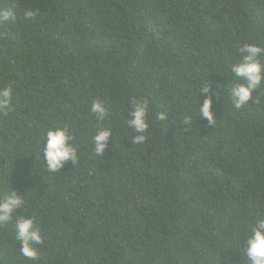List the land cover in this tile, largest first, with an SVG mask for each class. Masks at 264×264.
I'll list each match as a JSON object with an SVG mask.
<instances>
[{
	"label": "trees",
	"instance_id": "obj_1",
	"mask_svg": "<svg viewBox=\"0 0 264 264\" xmlns=\"http://www.w3.org/2000/svg\"><path fill=\"white\" fill-rule=\"evenodd\" d=\"M7 4L37 13L0 28V87H13L0 114V193L25 202L0 224V264H245L249 228L264 216V84L235 108L231 66L245 44L264 48V0ZM211 84L213 125L198 110ZM134 97L150 103L139 144L125 123ZM54 126L73 136L78 160L49 173ZM97 128L112 130L102 157ZM22 216L43 237L36 260L14 238Z\"/></svg>",
	"mask_w": 264,
	"mask_h": 264
},
{
	"label": "clouds",
	"instance_id": "obj_2",
	"mask_svg": "<svg viewBox=\"0 0 264 264\" xmlns=\"http://www.w3.org/2000/svg\"><path fill=\"white\" fill-rule=\"evenodd\" d=\"M37 9L25 7L23 11L16 6L7 4L0 5V28L7 29L11 24L31 21ZM0 35L7 36V32ZM241 59L231 66V72L240 82H235L230 88V96L235 108L239 109L247 104L253 96V92L264 84V63L259 59L264 54V48L255 44H245L239 49ZM203 102H199V114L209 125H213L216 115L214 112V100L212 84L202 89ZM13 87L7 85L0 87V114H7L12 108ZM132 109L125 121L127 126L134 130L137 135L133 143H142L146 137L144 133L149 129L150 103L145 98H132ZM91 111L98 121H104L109 114L105 103L99 99L93 101ZM159 120H165L167 113L158 114ZM189 121H184L187 124ZM112 130L108 128H97L92 137L93 152L102 157L109 147ZM73 136L67 128L54 126L46 131V140L43 146V158L46 170L49 173L60 172L68 161L77 164L78 151L74 145ZM24 199L17 191L11 189L0 193V224H6L13 219V214L24 206ZM15 240L20 243V252L23 256L36 260L39 258V250L36 245L43 244V237L35 220L29 217H20L16 220ZM245 264H264V216H260L250 226L249 235L243 247Z\"/></svg>",
	"mask_w": 264,
	"mask_h": 264
}]
</instances>
